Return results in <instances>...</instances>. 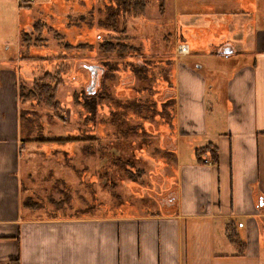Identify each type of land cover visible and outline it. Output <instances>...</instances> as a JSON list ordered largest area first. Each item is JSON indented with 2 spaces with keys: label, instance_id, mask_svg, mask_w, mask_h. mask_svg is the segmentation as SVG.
<instances>
[{
  "label": "crops",
  "instance_id": "0c3cea01",
  "mask_svg": "<svg viewBox=\"0 0 264 264\" xmlns=\"http://www.w3.org/2000/svg\"><path fill=\"white\" fill-rule=\"evenodd\" d=\"M169 1L171 10L164 4L159 15L176 22L175 44L187 43L191 52L173 53L175 81L165 87L179 105L160 128V151L172 162L160 175L175 180L149 211L134 212L140 209L134 204L113 215L51 211L45 196L32 192L27 158L21 165L28 139L19 128L16 72L1 71L0 264H264V21L257 25L264 15L250 11L264 0ZM216 14L245 19L228 21L230 36L211 41L224 57L221 51L232 47L227 57L235 65L210 82L199 72L204 65L181 59L196 47L190 35L201 26L198 18L211 24Z\"/></svg>",
  "mask_w": 264,
  "mask_h": 264
},
{
  "label": "rangeland",
  "instance_id": "374dc122",
  "mask_svg": "<svg viewBox=\"0 0 264 264\" xmlns=\"http://www.w3.org/2000/svg\"><path fill=\"white\" fill-rule=\"evenodd\" d=\"M21 4L28 6L21 7ZM162 4L170 8L171 3L169 0H151L145 18H130L126 21L132 43L143 54L136 62L142 64L146 58L153 61L150 65L145 60L149 64L148 79L152 80L155 76L149 82L153 85L152 92L140 93L136 86H140L141 82L135 79L128 67L129 58H133L120 57L117 51L106 54L101 50L103 40L111 34H118L113 27L109 26L108 30L111 31L100 27L116 5V0H86L85 3L77 0H0V73L3 69L11 68L16 72L17 88L24 83L29 89L34 80L44 73L55 72L58 68L62 71L63 83L59 88L62 104L55 111V116L44 104L38 105L33 100L23 102L19 93L16 97L21 136L28 139L24 149L26 157L22 159L21 165L27 158L25 167L34 174L36 181L34 185L30 184L32 192L44 195L42 201L49 204V209L58 215H113L127 204L139 205L140 209L134 212L149 211V207H154L158 200V193L172 187L171 181L175 180L173 174H164L165 182L160 175L167 173L165 166L170 167L172 163L167 162L160 151V128L163 130V127L171 123L164 113L174 108L170 103L164 107L162 101L171 98L166 89L171 81H175L176 66L167 75H163L161 69H166L167 58L174 59L171 44H175L178 33L174 28L176 22L170 16L159 15ZM261 4L260 10L252 7L250 11L264 15V1ZM76 15H80V19L74 18ZM235 16L237 20L245 19L244 14ZM236 17L212 15L211 24H206L204 17L198 18L201 26L190 35L196 47H193L190 57L182 58L181 62L190 61V65L195 67L196 62L204 65V69L199 72L205 74L210 82L215 79L212 76L226 78L231 74V68L235 65L231 61L233 58L214 53L210 44L213 40L218 41L222 35L230 36L228 21ZM38 20L46 21L55 31L63 34L66 41L84 46L68 50L48 29L43 35L47 44L31 47L22 45L21 34L31 32ZM179 20L182 25L183 18ZM262 20L258 18L257 25L260 27ZM179 29L182 38L186 34L181 27ZM118 31H122L121 27ZM170 34L171 44L167 45L165 36ZM181 45L189 46L187 43L175 44L173 52H178L177 48ZM235 45L240 47L238 41ZM237 50L239 55L246 53L241 48ZM177 54L183 55L179 52ZM104 64H116L119 68L111 81H108L107 76L104 78L101 93L111 91V99L103 100L98 96L96 111L91 112L84 105L74 103V94L79 93L83 101L84 94L81 92L90 94L88 87L91 86V71L94 70L90 67L107 69ZM107 84H110L109 87ZM139 96L156 99L159 114L153 117L151 113H138L135 109L124 108L115 102H129ZM173 102L178 109L179 100L173 98ZM222 104L225 106L227 103L223 100ZM174 112L176 116V108ZM113 113H116L118 119ZM141 124L147 128V134L144 129L141 133L138 128L134 133L126 130ZM56 136H69L73 141H40L42 138ZM140 170H145V173L138 174ZM58 199L69 203L66 207L51 203Z\"/></svg>",
  "mask_w": 264,
  "mask_h": 264
},
{
  "label": "trees",
  "instance_id": "16d2710c",
  "mask_svg": "<svg viewBox=\"0 0 264 264\" xmlns=\"http://www.w3.org/2000/svg\"><path fill=\"white\" fill-rule=\"evenodd\" d=\"M151 3V0H116V5L113 7V9L109 12L108 17L106 20H104L100 27L104 30L110 29V27H113L116 29L115 34H111V36H108L105 40H103L100 44L102 52H106V54L113 53L114 51H117L120 55V57L129 56L133 59L129 58L128 67L130 68V71L134 74L135 79L137 81L141 82L140 86H136V89H139V91L151 93L153 85L149 82L155 79V76L152 80L148 79L149 75V67L148 62H150V65L153 64V61L151 62L146 58L142 64H138L136 62V59L139 57H142V53L137 46H135L132 42V36L127 33L126 28V21L131 19H142L147 16V10L149 8V5ZM164 4H162L160 10L163 11ZM110 17V19H109ZM80 19V17H78ZM77 18V19H78ZM76 19V20H77ZM72 24V23H71ZM125 24V26H123ZM122 31H118L120 27ZM48 29L50 32L54 33V37L66 48V49H73V48H80L84 45L78 44L74 45L68 41H66L65 36L57 31H55L52 27L48 25L46 21L38 20L34 23L33 29L31 32H23L21 34V43L24 46L31 47L32 45H43L47 44V40L43 37L44 31ZM111 31V30H108ZM112 37V39H111ZM165 40L167 45L171 44L172 36L167 35L165 36ZM174 46V45H173ZM173 46L171 44V50L172 54L173 52ZM130 54V55H128ZM170 59V60H169ZM167 58L165 61L166 63V69L162 68L161 71H163V75H167V73H171V69L173 68V58ZM104 67H107L105 69L104 74L102 75L103 80L100 81V85L98 90L93 94H86V92L83 93V101L79 98V93L74 94V103L84 105L85 107L89 108L91 112H95L98 102L97 98L100 96L103 100H107V98L111 99L110 93L111 91H105L101 93V90L104 87V78L107 76L108 81H111V77L113 78L114 75H116L118 71V65H108L104 64ZM169 68L170 72H169ZM61 68H58L55 72L48 71L44 73L43 76L37 78L34 80L32 88H27L26 84L21 83L19 86V96L20 99L25 102L26 100H33L38 105H45L46 107H49L51 111H53V115L55 116V111H58L61 108L62 101L59 98V88L61 84L63 83V78L61 76ZM108 87L110 84H107ZM138 87V88H137ZM116 104L119 106H122L124 108L128 109H135L138 111V113H151L153 117H155L157 114H159V111L157 110V100L148 96L147 98H143L139 96V98H133L129 102H122L119 100H115ZM164 107H166L167 103H170L171 106L175 110V105L173 102V98H168L162 101ZM123 104V105H122ZM174 110L172 111H166L165 113L169 119L172 122L173 116H174ZM114 117L118 119L116 116V113L114 114ZM141 129L140 133L145 130V134H147L146 127H143L141 124L140 126H133L130 130L126 129L127 131L134 133L136 130ZM40 141H48V142H59V143H66L69 141H73L72 137H63V136H56L53 138H42ZM162 155H164L162 153ZM165 155L167 158L170 157V152H165ZM123 162V161H121ZM120 163V162H119ZM145 170H140L138 174H144ZM135 175V174H134ZM29 203H33L36 207H41L42 203L40 201L29 199ZM54 204L58 207H63L68 203L66 200H60V201H53Z\"/></svg>",
  "mask_w": 264,
  "mask_h": 264
},
{
  "label": "water",
  "instance_id": "95a60500",
  "mask_svg": "<svg viewBox=\"0 0 264 264\" xmlns=\"http://www.w3.org/2000/svg\"><path fill=\"white\" fill-rule=\"evenodd\" d=\"M233 52H234V49H233L232 47H228V46L225 47V48L221 51V53H222L223 55H231ZM90 69H92V70H93V69H96V70H97V74H98V76H97L96 79L92 78L91 86L88 87V92H89L90 94H93V93H95V92L98 90V88H99V85H100V77L104 74V72H105V68L102 69V67L100 68V67H98V66H91ZM98 69H99V71H98ZM93 72H94V71H93Z\"/></svg>",
  "mask_w": 264,
  "mask_h": 264
},
{
  "label": "built area",
  "instance_id": "2783aa9c",
  "mask_svg": "<svg viewBox=\"0 0 264 264\" xmlns=\"http://www.w3.org/2000/svg\"><path fill=\"white\" fill-rule=\"evenodd\" d=\"M29 1H36V0H29ZM178 52L179 53H182V54H186L189 52V46L187 45H181L180 47L177 48ZM209 162V160H206Z\"/></svg>",
  "mask_w": 264,
  "mask_h": 264
},
{
  "label": "flooded vegetation",
  "instance_id": "af4514ba",
  "mask_svg": "<svg viewBox=\"0 0 264 264\" xmlns=\"http://www.w3.org/2000/svg\"><path fill=\"white\" fill-rule=\"evenodd\" d=\"M226 56H228V55H226ZM93 71H94V72H93ZM93 71H91L92 78L96 79V78H97V76H98V74H97V70H96V69H94ZM98 71H99V69H98Z\"/></svg>",
  "mask_w": 264,
  "mask_h": 264
},
{
  "label": "bare ground",
  "instance_id": "6f19581e",
  "mask_svg": "<svg viewBox=\"0 0 264 264\" xmlns=\"http://www.w3.org/2000/svg\"><path fill=\"white\" fill-rule=\"evenodd\" d=\"M189 51H190V48H189Z\"/></svg>",
  "mask_w": 264,
  "mask_h": 264
}]
</instances>
